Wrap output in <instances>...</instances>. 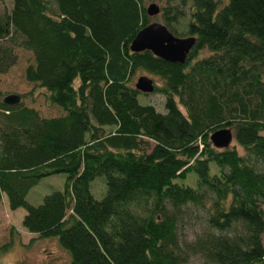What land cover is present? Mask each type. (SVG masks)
Masks as SVG:
<instances>
[{
    "label": "trees",
    "instance_id": "trees-1",
    "mask_svg": "<svg viewBox=\"0 0 264 264\" xmlns=\"http://www.w3.org/2000/svg\"><path fill=\"white\" fill-rule=\"evenodd\" d=\"M163 1L161 23L195 38L182 64L130 51L151 21L144 0H10L0 74L16 59L3 40L29 50L25 80L61 113L43 118L0 100V200L25 210L27 232L55 237L69 264H264V0ZM136 71L160 81L163 112L139 103ZM222 128L242 153L210 144ZM58 173L62 191L26 202ZM190 173L195 188L177 182ZM189 206L204 209V226L181 240Z\"/></svg>",
    "mask_w": 264,
    "mask_h": 264
},
{
    "label": "rangeland",
    "instance_id": "rangeland-1",
    "mask_svg": "<svg viewBox=\"0 0 264 264\" xmlns=\"http://www.w3.org/2000/svg\"><path fill=\"white\" fill-rule=\"evenodd\" d=\"M155 3L159 8L164 4L163 0H144L146 7L149 3ZM10 0H0V16L10 9ZM184 19H187L186 17ZM151 20L160 21L159 17H152ZM181 37V27L178 28ZM2 42L10 44L15 53L16 59L6 72L0 74V100L8 95H16L19 102L14 106L20 105L28 107L38 113L40 117L48 118L60 115L61 111L55 107L48 99L47 91L37 84H30L24 78V69L33 62L32 53L19 46L11 44L8 40ZM208 53L203 50L197 56L205 57ZM139 76H147L152 79L154 85H159L160 81L156 76L144 71H136L131 78L134 84ZM77 81L74 82V86ZM141 104L152 105L156 111L163 112L164 97L157 93H145L138 96ZM183 111V109H181ZM231 146L236 147L239 153H242L235 141H231ZM211 171L214 164L210 163ZM65 176L62 173L50 174L41 177L27 192L25 200L31 205H38L44 195L53 191H62L64 187ZM184 185L196 187V177L193 173L187 175L186 180L177 181ZM90 192L95 199H100L105 192V183L103 177H96L90 182ZM208 198L205 204L210 203ZM206 205V206H207ZM264 213V206H262ZM68 213V212H67ZM181 221L178 225V234L181 240H190L193 233L199 234L203 229V219L205 211L202 207L189 206L183 210ZM25 214L23 208L10 210L7 206L6 196L3 194L0 200V264H69L68 253L60 248L55 237L38 238L35 234L27 232L21 225L22 216ZM261 242L264 247V235L261 236ZM5 246L4 249L1 248ZM190 264H205L199 257H191Z\"/></svg>",
    "mask_w": 264,
    "mask_h": 264
},
{
    "label": "water",
    "instance_id": "water-1",
    "mask_svg": "<svg viewBox=\"0 0 264 264\" xmlns=\"http://www.w3.org/2000/svg\"><path fill=\"white\" fill-rule=\"evenodd\" d=\"M144 10L151 18L157 17L160 13L159 6L153 2L149 3ZM194 42V37H177L161 22L151 20L136 32L129 44V49L133 53L149 51L164 61L182 64ZM134 88L142 93H151L154 90L153 81L147 76H139L134 82ZM18 102L19 97L16 95L2 98L4 105L11 106ZM232 140V133L227 128L218 129L209 135V142L216 149L229 147Z\"/></svg>",
    "mask_w": 264,
    "mask_h": 264
}]
</instances>
